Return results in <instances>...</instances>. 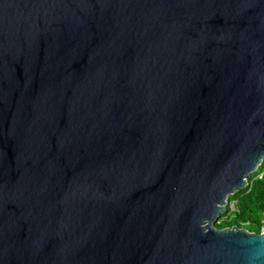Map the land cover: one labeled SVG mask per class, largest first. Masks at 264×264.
I'll use <instances>...</instances> for the list:
<instances>
[{"label": "water", "instance_id": "95a60500", "mask_svg": "<svg viewBox=\"0 0 264 264\" xmlns=\"http://www.w3.org/2000/svg\"><path fill=\"white\" fill-rule=\"evenodd\" d=\"M263 159L264 0H0V264H264Z\"/></svg>", "mask_w": 264, "mask_h": 264}, {"label": "trees", "instance_id": "16d2710c", "mask_svg": "<svg viewBox=\"0 0 264 264\" xmlns=\"http://www.w3.org/2000/svg\"><path fill=\"white\" fill-rule=\"evenodd\" d=\"M229 206L220 214L216 228L243 227L250 232H258L264 221V159L251 173L245 187L232 194Z\"/></svg>", "mask_w": 264, "mask_h": 264}, {"label": "built area", "instance_id": "2783aa9c", "mask_svg": "<svg viewBox=\"0 0 264 264\" xmlns=\"http://www.w3.org/2000/svg\"><path fill=\"white\" fill-rule=\"evenodd\" d=\"M229 203H230L229 199H227V201L225 203V209H226L227 206H230V208L233 209V203L232 202L230 204ZM241 228H243V227H241ZM255 233H263L264 234V221L262 222V224H261V226L259 228V231L255 232Z\"/></svg>", "mask_w": 264, "mask_h": 264}, {"label": "rangeland", "instance_id": "374dc122", "mask_svg": "<svg viewBox=\"0 0 264 264\" xmlns=\"http://www.w3.org/2000/svg\"><path fill=\"white\" fill-rule=\"evenodd\" d=\"M231 201H232V200H231V199H229V202H230V203H231ZM230 203H229V204H230ZM229 207H230V206H229ZM218 219H220V217H219ZM215 224H216V223H215ZM246 230H247V229H246ZM247 231H248V230H247Z\"/></svg>", "mask_w": 264, "mask_h": 264}]
</instances>
